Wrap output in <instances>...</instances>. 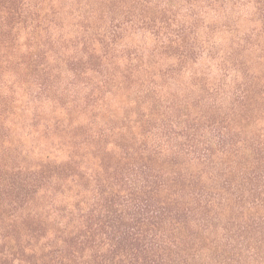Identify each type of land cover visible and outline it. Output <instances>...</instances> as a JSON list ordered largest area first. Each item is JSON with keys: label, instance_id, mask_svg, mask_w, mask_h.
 <instances>
[{"label": "trees", "instance_id": "1", "mask_svg": "<svg viewBox=\"0 0 264 264\" xmlns=\"http://www.w3.org/2000/svg\"><path fill=\"white\" fill-rule=\"evenodd\" d=\"M0 264H264V0H0Z\"/></svg>", "mask_w": 264, "mask_h": 264}]
</instances>
